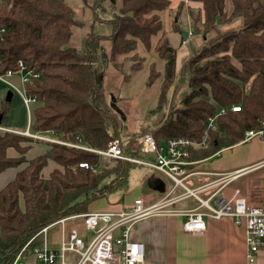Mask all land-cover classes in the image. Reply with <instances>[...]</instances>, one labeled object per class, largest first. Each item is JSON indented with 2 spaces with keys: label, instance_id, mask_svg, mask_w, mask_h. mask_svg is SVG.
<instances>
[{
  "label": "trees",
  "instance_id": "1",
  "mask_svg": "<svg viewBox=\"0 0 264 264\" xmlns=\"http://www.w3.org/2000/svg\"><path fill=\"white\" fill-rule=\"evenodd\" d=\"M191 1L200 4L197 18L188 11L193 27L212 34L186 57L178 73L176 48L168 42L160 15L170 0H120L117 12L113 6L109 56H125L141 44L163 60L162 71L149 73L146 82L160 79L161 117L150 131L158 143L177 136L202 139L206 118L225 108L216 118V128L207 133V145L190 151L191 160H201L241 141L245 131L264 128V0H230L229 9L224 0ZM199 19L202 26L196 23ZM75 25V12L65 0H0V72L17 70L22 60L38 74L25 84V93L36 97L31 133L105 150L114 137L122 136L105 102L95 64L101 37L87 34L85 50L79 51L69 45ZM184 83L186 93L179 105L170 103L164 118L167 90L172 86L177 91ZM8 110V101L0 100V124ZM144 133L148 132L137 129L124 139L126 153ZM35 140L40 141L0 130V171L23 165L0 188V264H12L18 254L22 258L32 254L42 244L43 227L87 212L95 194L117 189L113 183L125 178L129 165L135 164L47 141L45 152L27 159L25 153ZM8 148L18 155L8 156ZM49 161L56 166L44 176ZM80 162L95 165L96 171L80 167ZM110 175L109 186L104 180Z\"/></svg>",
  "mask_w": 264,
  "mask_h": 264
},
{
  "label": "built area",
  "instance_id": "2",
  "mask_svg": "<svg viewBox=\"0 0 264 264\" xmlns=\"http://www.w3.org/2000/svg\"><path fill=\"white\" fill-rule=\"evenodd\" d=\"M2 31L3 28L0 27V34ZM17 69L22 72L23 92L4 78L9 76L12 70L0 72V81L19 92L23 102L28 106L30 101H36V97L25 93V84L37 78L38 74L29 69L22 60H18ZM231 109L238 110V107L232 106ZM224 112L225 108L220 107L213 115L206 118L203 138L200 140L177 136L158 143L151 133H144L137 138L134 145H131L130 153L125 152V141L120 137H114L105 150H96L79 143L61 141L50 134L42 135L25 130L24 134L34 139L91 150L98 155L150 167L170 180L171 188L167 195L172 193L173 199L193 197L198 202L191 209L172 210L166 208L169 200L165 198L146 204L143 198L137 197L130 206L116 211L90 210L63 217L41 229L42 244L32 252L36 263L53 264L58 261L59 264H69L66 255L72 253L75 256L73 264H143L145 247L141 241L130 239L132 225L149 216L172 214L184 215L182 229L191 233H199L205 229L204 217L213 219L227 217L232 219L235 225H243L244 256L248 262H253L257 252L264 247V201L248 200L239 195L238 189H235L230 197L218 194V190L238 176L239 171L215 173L216 177L212 181L195 188H190L185 183L189 177L197 173L190 167L194 164L189 158L190 151L207 145L208 131L216 128V118ZM253 137H264V128L245 131L242 141ZM78 165L92 172L96 171L95 165L86 162H80ZM214 185H218L219 188L209 192ZM178 188L182 190L181 193L175 192ZM202 192L209 193L200 197L199 193ZM71 218H80L84 227L83 233L76 226L70 227L65 232L64 223ZM54 224H59L61 228L57 249L51 248L47 239V230ZM12 264H25L24 258L18 254Z\"/></svg>",
  "mask_w": 264,
  "mask_h": 264
},
{
  "label": "rangeland",
  "instance_id": "3",
  "mask_svg": "<svg viewBox=\"0 0 264 264\" xmlns=\"http://www.w3.org/2000/svg\"><path fill=\"white\" fill-rule=\"evenodd\" d=\"M74 10L78 25L73 26L72 36L69 40V45L74 46L79 51L85 50L86 35L93 34L101 37L96 48V66L98 72L101 74L103 81L102 93L106 104L110 107L112 116L114 117L115 125L120 131L122 139H127L133 131L143 128L144 131L150 133L153 128L155 120L161 117V110L158 108L157 95L160 91V79L146 84L148 74H155L157 71H162L163 60L159 58L157 52L152 48L146 51L141 44L136 46L135 50L123 55H111L110 50V23L109 21L114 18V12L118 10L120 0H65ZM226 9L230 8V0H224ZM115 11H112V7ZM192 10L189 11V10ZM192 13V17L198 15L197 9L186 4L185 0H170L168 8L160 13L163 23V31L168 37V42L176 48V63L175 73H178L179 66L184 62L186 57L193 52L204 41V37H209L212 32L207 33L202 29L193 27L192 17L188 14ZM202 20H197L198 26H202ZM223 28L227 26H222ZM161 40L164 37L161 36ZM184 40V42H182ZM154 40L152 43H154ZM22 72L17 69L12 71L9 76H5V80L11 82L21 92H23V81L21 79ZM178 79V76H175ZM149 80V79H148ZM177 88V87H176ZM186 83L181 85L177 91L174 87H169L166 92V101L164 106V118L171 109V105H179V100L186 93ZM10 91L12 93L8 101L9 110L5 118L4 124L23 130L29 128L31 117V110L35 102L30 101L26 106L23 102L21 94L11 89L5 82L0 81V100H3ZM172 102V103H171ZM171 103V105H170ZM114 106H117L120 113H118ZM237 107V106H235ZM29 108V109H28ZM29 110V113H28ZM29 114V119H28ZM5 129L3 124H0V130ZM149 130V131H147ZM31 133V132H30ZM42 134V133H41ZM47 134V133H46ZM45 135V134H42ZM133 136V135H132ZM135 139L131 145H134ZM48 144L44 141H33L31 149L27 152V157H32L40 150L41 147L47 149ZM42 150V149H41ZM44 152V151H43ZM110 166L112 161L104 159ZM56 164L50 161L48 165L42 170L44 176L53 169ZM4 171V170H3ZM3 171H0L2 173ZM153 170L141 164H130L125 178L118 179L113 185L118 184L117 189L106 192H97L95 194L94 202L97 199L109 204H114L120 200L121 194L127 193L126 197L130 194L134 195L138 192L139 184L148 177L149 173ZM148 179V178H147ZM195 178L194 180H197ZM3 178L0 177V187L3 185ZM112 176L106 178L104 182L110 184ZM120 181V182H119ZM146 181V180H145ZM144 181V192L149 191L146 186L147 181ZM166 182L170 184L169 180ZM188 186L190 181L186 180ZM180 188L176 189L178 192ZM185 202H191V199H186ZM196 203V202H195ZM89 206V205H88ZM90 211V210H88ZM53 229V228H52ZM49 230V237L51 235Z\"/></svg>",
  "mask_w": 264,
  "mask_h": 264
},
{
  "label": "crops",
  "instance_id": "4",
  "mask_svg": "<svg viewBox=\"0 0 264 264\" xmlns=\"http://www.w3.org/2000/svg\"><path fill=\"white\" fill-rule=\"evenodd\" d=\"M185 1L191 7L196 8L200 6L198 2ZM3 125L7 131L23 135H25V130L29 131V128L21 130L5 124ZM30 149L31 144L25 153L27 159L46 151V148L41 147L35 155L29 158L26 154ZM7 155L15 157L18 153L15 149L8 148ZM192 161H194V164L190 167L192 170L197 171V173L187 179L190 181V188H195L200 184L212 181L216 177L215 173L236 170L239 171L238 176L220 188L218 194L230 197L233 191L238 189L239 195L246 197L248 200L255 202L264 201V137H253L245 141L241 140L233 145L223 147L209 157ZM22 167L23 165L7 168L0 173V177L3 178L2 182H4L2 186L10 181ZM152 170L153 172L149 173L148 177L144 179V181H147L146 186L149 191H143V181V183L139 184L136 194L131 196L129 194L126 197L129 192L125 190L121 194L120 200L114 204L105 203L104 201L101 203L103 199L100 198L89 204L88 210L116 211L130 206L133 199L137 197L143 198L146 204H151L165 198V200H169L166 208L172 210L191 209L198 204L197 200L193 197L173 199L174 195L172 193L167 195L171 188L170 180L159 171ZM195 178L198 179L194 180ZM166 179L169 180L170 184L166 182ZM218 188V185H214L209 192L215 191ZM181 192L182 190L180 189L177 193ZM209 192L199 193V196L204 197ZM189 198L194 203L185 202ZM184 219L185 216L180 214L154 215L140 219L132 225L129 235L130 239L141 241L145 247L143 264H264V247L257 252L253 262L246 260L244 256L243 225L237 226L233 223L232 219L227 217L221 219L204 217L205 229L199 233H191L183 231L182 223ZM64 224L65 232L73 226H76L81 233L84 232L80 218H71ZM49 230L52 231L50 237L48 234ZM60 238V225L54 224L50 226L47 230L49 246L57 249ZM66 258L69 264L74 263L75 256L72 253H67ZM24 261L25 264H37L33 254L25 257ZM53 264H59V262L56 261Z\"/></svg>",
  "mask_w": 264,
  "mask_h": 264
},
{
  "label": "water",
  "instance_id": "5",
  "mask_svg": "<svg viewBox=\"0 0 264 264\" xmlns=\"http://www.w3.org/2000/svg\"><path fill=\"white\" fill-rule=\"evenodd\" d=\"M10 98H11V92L8 91L7 94H6V96H5V101H9ZM114 108H115V110H116L118 113H120V111H119V109H118L117 106H114Z\"/></svg>",
  "mask_w": 264,
  "mask_h": 264
}]
</instances>
